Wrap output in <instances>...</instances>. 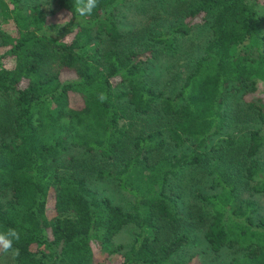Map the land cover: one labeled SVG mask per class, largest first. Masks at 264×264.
<instances>
[{
    "label": "trees",
    "instance_id": "trees-1",
    "mask_svg": "<svg viewBox=\"0 0 264 264\" xmlns=\"http://www.w3.org/2000/svg\"><path fill=\"white\" fill-rule=\"evenodd\" d=\"M29 1L0 0V15L11 22L0 28V132L12 129L0 140V234L20 233L12 241L17 264H97L123 248L113 239L128 225L136 236L110 264H190L180 253L199 229L212 251L240 253L227 264H264V216L239 190L264 192L257 160L264 130L208 146L223 136L232 94L241 93L264 125L259 0L171 4L169 25L161 24L142 51L121 47L114 9L125 0H98L88 16L75 12L74 0H56L48 14ZM58 13L66 16L64 33L51 23ZM197 26H208L212 37L179 88L167 92L150 63ZM122 119L128 121L120 125ZM70 145L116 165L100 174L134 197L130 209L100 196L78 163L61 165ZM170 146L182 150L166 152ZM214 158L215 191L195 184V200L184 208L174 183Z\"/></svg>",
    "mask_w": 264,
    "mask_h": 264
},
{
    "label": "rangeland",
    "instance_id": "rangeland-1",
    "mask_svg": "<svg viewBox=\"0 0 264 264\" xmlns=\"http://www.w3.org/2000/svg\"><path fill=\"white\" fill-rule=\"evenodd\" d=\"M188 0H125L114 9L116 24L118 30L123 35L121 38V47L126 49H134L142 51L149 38L156 35L158 27L164 24L169 25L171 12V4L184 3ZM254 2L255 0H249ZM41 3V9L45 14L50 13L53 9H57L56 0H30L26 3L27 7ZM258 11L264 17V0H259L257 6ZM52 25L59 31L65 32L67 27L66 16L56 14L51 18ZM11 22L5 19L4 15H0V28H10ZM264 33V21H263ZM212 37V32L208 26H197L193 33L189 36L180 37L174 51L170 53H162L156 55V58L150 63V73L161 87L168 91L179 88L187 73L194 66L196 61L203 56V50L207 41ZM104 38L103 45L108 43V36L105 34L100 36ZM97 38L96 40H98ZM0 46V51H1ZM264 49V46H263ZM4 99H0V109H4ZM226 108L229 112L228 122L223 129V136H215L212 138L210 145L220 143L222 137L231 135L237 139L247 138L249 131L255 128H262L264 125L260 122L256 111L249 109L243 100L241 93H235L229 96L226 101ZM0 113H3L2 111ZM128 120H120L123 125ZM2 124V121L0 125ZM1 130V127H0ZM12 129L7 134L0 132V140L10 137ZM191 150V143H186L184 147ZM181 148L175 149L169 147L166 152H181ZM170 153V152H169ZM264 167V148L260 151L258 157ZM216 159L205 162L199 169L187 168L186 176L182 181L175 182V189L183 191L181 202L184 208L195 200L193 189L195 184L198 188H202L205 192H214V170L213 163ZM78 163L81 171L87 175L88 185L93 188L100 196L108 197L116 205L121 206L125 210L131 208L134 197L122 190L118 182L110 175H102L100 172L111 173L116 171V165L110 160L104 159L99 153L88 152L83 147L70 145L60 160L62 166L67 168L70 163ZM222 171V164L219 168ZM196 179V180H194ZM240 196L242 199L252 198L259 207L258 216H264V192L251 193V191L240 186ZM137 229L133 225L125 226L113 239L115 246L122 245L123 248L107 257L106 254L98 258L97 264H110L131 245ZM205 230H195L191 244L186 247L180 254L181 259L187 260L190 264H227L231 258L240 253L234 248H224L220 252H214L209 248L204 238ZM14 249V248H13ZM178 256H175L177 258ZM179 259V258H178ZM0 264H17L16 255L13 251L0 254Z\"/></svg>",
    "mask_w": 264,
    "mask_h": 264
},
{
    "label": "clouds",
    "instance_id": "clouds-1",
    "mask_svg": "<svg viewBox=\"0 0 264 264\" xmlns=\"http://www.w3.org/2000/svg\"><path fill=\"white\" fill-rule=\"evenodd\" d=\"M98 0H74L73 8L80 16H88L92 14L94 8L97 7ZM100 99L103 101L106 99V95L101 93ZM20 239V233L13 228H9L6 233L0 234V245L3 247L5 253L13 251L15 255L19 254L18 249L12 248V241H18Z\"/></svg>",
    "mask_w": 264,
    "mask_h": 264
}]
</instances>
